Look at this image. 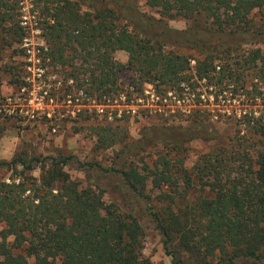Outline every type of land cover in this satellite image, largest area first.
I'll return each instance as SVG.
<instances>
[{
  "label": "trees",
  "instance_id": "obj_1",
  "mask_svg": "<svg viewBox=\"0 0 264 264\" xmlns=\"http://www.w3.org/2000/svg\"><path fill=\"white\" fill-rule=\"evenodd\" d=\"M144 3L160 18L147 15L140 0H36L45 41L36 56L72 81L66 94L74 100L76 91L113 102L114 93L124 90L120 77L126 69L133 72L128 90L150 84L158 91L190 92L204 80L223 92L230 83L243 88L249 80L264 81V0ZM17 8V0H0V30L10 35L22 31ZM177 17L194 21L195 27L178 29L165 22ZM245 44L254 47L243 50ZM169 45L198 52L195 65ZM119 50L128 53L126 62L116 58ZM185 110L193 113L190 123L145 138L147 145L162 139L169 149L152 163L86 166L73 155L22 153L0 161V169L22 167L17 180H0V264H149L136 215L107 203L103 189L83 188L65 169L72 163L119 175L142 198L150 184L159 190L154 199L161 208L149 212L174 264H264V117L242 121L244 136L214 146L188 168L170 151L190 139H214L218 132L204 109ZM121 130L94 126L103 148L125 140L128 132L123 129L121 135ZM38 167L40 178L27 174ZM195 190L201 191L191 198ZM175 242L191 262L176 259Z\"/></svg>",
  "mask_w": 264,
  "mask_h": 264
},
{
  "label": "rangeland",
  "instance_id": "obj_2",
  "mask_svg": "<svg viewBox=\"0 0 264 264\" xmlns=\"http://www.w3.org/2000/svg\"><path fill=\"white\" fill-rule=\"evenodd\" d=\"M17 1V19L22 31L18 29V34L10 35L0 30V161L11 160L22 153L29 157L73 155L86 166L92 163L103 167H129L130 163L142 165L143 160L152 163L159 153L169 149L161 143L162 139L150 140L147 145L145 138H154L160 129L187 125L192 121L193 113L185 109L200 107L206 111V121L217 130V136L214 139H190L179 150L170 151L173 158L184 159L185 166L192 168L201 154L220 143L228 144L244 136L247 130L242 121L251 116L264 117V81L257 82V79L247 81L243 88L230 83L223 92L204 80L198 83L195 91L190 92L188 89L158 91L150 84H145L140 90H128L126 87L133 79V72L126 69L120 77L124 90L114 93L113 102L86 97L76 91L72 95L78 98L74 100L66 94V88L72 81L64 80L59 67L36 56L38 47L45 45L36 0ZM140 7L147 15L160 18L159 13L148 7L144 0H140ZM165 22L178 29L195 27L194 21L181 17L165 18ZM253 47L250 44L242 46L247 51ZM28 48L35 51L34 54H30ZM170 48L188 55L191 64L195 65L194 57L198 56V52L187 47L169 45L167 49ZM238 52H241L240 49ZM115 56L122 62L128 59V53L124 50L117 51ZM146 90L156 91L161 97L159 104L168 105L158 109ZM120 93H129L128 100L121 99ZM102 103L106 105L102 106L106 112L103 115L97 110ZM131 107L134 111H128ZM84 109L89 110L86 112ZM96 124L119 126L121 135L124 129L128 137L112 147L103 148L98 144L94 132ZM174 133L177 134L175 130ZM65 169L83 188L103 189L107 203L114 202L121 211L136 215L145 231L143 256L149 260V264H174L173 256L164 248L163 234L149 212V208H161L154 199L159 190L150 184L145 191L146 197L142 198L131 191L119 175L108 174L97 166L84 168L72 163ZM21 170L22 167L2 168L0 180H17ZM41 173L39 167L27 171L35 178H40ZM200 191H190L189 196L192 198ZM147 197H151L150 200ZM180 203L185 205V200L182 198ZM174 249L180 252L176 259L181 257L191 262L189 254L176 242Z\"/></svg>",
  "mask_w": 264,
  "mask_h": 264
},
{
  "label": "built area",
  "instance_id": "obj_3",
  "mask_svg": "<svg viewBox=\"0 0 264 264\" xmlns=\"http://www.w3.org/2000/svg\"><path fill=\"white\" fill-rule=\"evenodd\" d=\"M35 50V49H34ZM28 51L30 52V54H32V52H33V54H34V52L35 51H32L30 48H28ZM34 56V55H33ZM35 57V56H34ZM37 59H39L38 57H37ZM146 94L148 95V96H150L151 97V99H152V101L154 100V104L157 106V108L158 109H160L161 107H162V105L163 106H165V105H168V104H159L160 102L159 101H161V97H160V95H158L157 93H156V91H152V90H146ZM122 93H120V98L121 99H123V100H125V101H127L128 100V97H127V94H122ZM165 100H167L166 98H165ZM96 104V103H95ZM98 104V103H97ZM104 103H102V104H100V105H98V107H97V110L100 112V114L101 115H103L104 113H106L105 112V107H102V106H104L103 105ZM153 105V104H152ZM106 106V105H105ZM157 109V110H158ZM130 110H132V111H134V109H132V107H131V109H128V111H130ZM161 110V109H160ZM111 117V116H110Z\"/></svg>",
  "mask_w": 264,
  "mask_h": 264
}]
</instances>
